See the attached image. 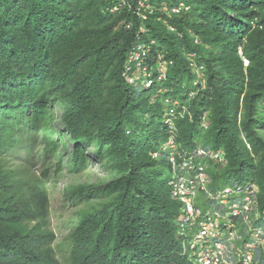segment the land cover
Returning <instances> with one entry per match:
<instances>
[{"label":"trees","instance_id":"16d2710c","mask_svg":"<svg viewBox=\"0 0 264 264\" xmlns=\"http://www.w3.org/2000/svg\"><path fill=\"white\" fill-rule=\"evenodd\" d=\"M139 1L0 0V264H191L176 236L179 204L158 183L167 132L152 123L166 98L191 113L177 119V140L222 149L226 164L212 176L256 183L264 208V0H147L150 10ZM181 1L187 11L164 9ZM140 44L149 68L166 61V78L133 92L128 77L143 63L129 57ZM198 70L205 89L192 85ZM64 132L68 172H85L91 149L106 181L65 187L78 208L59 256L48 182Z\"/></svg>","mask_w":264,"mask_h":264},{"label":"built area","instance_id":"2783aa9c","mask_svg":"<svg viewBox=\"0 0 264 264\" xmlns=\"http://www.w3.org/2000/svg\"><path fill=\"white\" fill-rule=\"evenodd\" d=\"M179 10L175 8L173 12ZM146 52L148 48L139 45L130 53V62L139 60L143 65L135 63L138 69L129 81L142 78L150 87L153 72H157V80L164 78L166 62L159 61L152 71L141 57ZM243 60L246 65L248 61ZM203 83L200 78L193 81L194 86L199 84L202 88ZM165 102H172L164 115L170 133L165 145L170 171L167 185L172 199L179 204L175 224L181 255L191 264H264V208L258 202V185L234 179L225 184L212 176L215 165L226 164L223 150L189 148L176 142L175 121L187 114L191 118V113L176 99L166 98ZM204 118L205 113L201 125L206 128Z\"/></svg>","mask_w":264,"mask_h":264},{"label":"rangeland","instance_id":"374dc122","mask_svg":"<svg viewBox=\"0 0 264 264\" xmlns=\"http://www.w3.org/2000/svg\"><path fill=\"white\" fill-rule=\"evenodd\" d=\"M131 89L133 92H136L137 90H141L143 88L133 85L131 86ZM148 94L149 91H145V95ZM53 111L55 127L58 130H61L62 122L59 118V110L56 108V106H54ZM136 114H139V111H137ZM162 126H164V117L162 116V114H160L159 116L156 115L154 118V122L152 123V127L154 129H159ZM64 134L65 137L63 135V142L66 144V146L64 148L60 144V155L52 158L50 179L48 182L50 193L49 226L56 236L54 246L59 256H61V254H66L70 247L69 233L72 221L75 219L74 214L76 213V210L78 208L73 206V203L71 204L66 194L65 187L69 184L75 185L79 183L97 185V183H102L106 181V170L104 169V166L100 165L99 161L95 157V154L91 152V149H86V155L89 161V168L85 172L79 174L68 172L66 162L68 160V153L71 154L72 152L73 145L71 142L68 141L66 132H64ZM205 134L206 131H202V135ZM199 143H203V139H200ZM154 146H157L156 148L159 147L156 144ZM161 151L163 152V154L162 156L160 155V158L157 159L156 168L159 174L158 183H160L161 185H166L167 181L170 178V171L166 160V151L164 149ZM24 155L25 149L22 147L19 153L14 156V158H20ZM60 158L63 159V162L61 169L58 170L57 166L54 164ZM30 159H32V171L38 175L41 174L43 159L42 154L39 151L35 154L32 153L30 154Z\"/></svg>","mask_w":264,"mask_h":264},{"label":"clouds","instance_id":"9594fccd","mask_svg":"<svg viewBox=\"0 0 264 264\" xmlns=\"http://www.w3.org/2000/svg\"><path fill=\"white\" fill-rule=\"evenodd\" d=\"M145 3H143L142 1H139L138 2V4L140 5V3H142L143 4V8H147V9H149L150 10V6L148 5V4H146V1L147 0H143ZM175 8H180V10L178 11V12H173V9H175ZM181 8H183V9H181ZM185 8H187V9H185ZM188 8H189V6L188 5H186L184 2H179L178 4H175V5H171L170 7H164V9H167L170 13H173V14H180L181 12H183V10L184 11H187L188 10ZM140 45H142V44H140ZM146 49L148 48V51H149V47L148 46H145V45H143ZM239 52H240V48H239ZM163 62H166V61H164V60H162ZM144 62V61H143ZM148 66V65H147ZM149 67V66H148ZM152 71H155V67L154 68H150ZM200 69H201V67H200ZM198 71H200V72H198V75H197V77H196V79H204V88H202V86L201 85H197V86H195V87H198V86H200V88L201 89H205V87H206V77L204 76V74L202 73V70H198ZM154 73V72H153ZM155 73H157L156 71H155ZM154 76H153V79H154V82H153V84L150 86V87H148V86H146L145 85V81L146 80H143L142 78H137L134 82H130L129 81V79L131 78V76H129L128 77V82L130 83V84H132V85H134V86H138V87H142L143 89L144 88H152V87H155V86H157V85H159V84H162V82H163V80L166 78V67H165V76H164V78L162 79V80H157V78H156V75L155 74H153ZM196 79H194V80H196ZM192 85H193V82H192ZM194 86V85H193ZM166 90L165 88H162L161 86L160 87H158L157 88V92H159V91H164V90ZM187 95V99L186 100H189V99H191L192 97H193V95L195 94V92H184L183 93V95ZM176 100H178L180 103H182V101H180L178 98H175ZM182 104H184V105H187L186 103H182ZM60 113V112H59ZM165 113H166V110H165V112L163 113V117H164V115H165ZM60 115V114H59ZM59 118H60V116H59ZM177 121V120H176ZM176 121H175V123H176ZM174 123V124H175ZM164 127H165V129H166V132H167V139H166V141H165V143L162 145V147H161V150H165L166 151V148H165V145H166V142L168 141V138H169V136H170V133H169V128H168V125L165 123V117H164ZM175 128H176V124H175ZM177 134H178V130H177V128H176V142H179V140H177ZM180 143V142H179ZM182 144V143H181ZM185 146V145H184ZM197 146H200V145H196L195 147H197ZM186 147H189V148H195V147H192V146H186ZM203 147V146H202ZM153 156L155 157V158H158V156H159V153L158 152H154L153 153ZM167 160V159H166ZM256 184V183H255ZM168 186V185H167ZM176 219V218H175ZM175 223V222H174ZM175 226H176V224H175Z\"/></svg>","mask_w":264,"mask_h":264}]
</instances>
